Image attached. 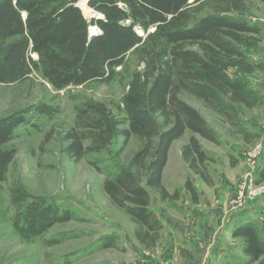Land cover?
<instances>
[{
    "label": "trees",
    "instance_id": "1",
    "mask_svg": "<svg viewBox=\"0 0 264 264\" xmlns=\"http://www.w3.org/2000/svg\"><path fill=\"white\" fill-rule=\"evenodd\" d=\"M77 1L0 0V84L20 82L33 71L54 88L108 82L116 76L115 69L124 66L127 54L135 52L141 68L131 72L121 99L126 126H120L105 104L90 103L93 121L80 132L66 134L65 150L79 160L88 152L105 150L119 136L122 147L132 136L142 141L128 164L105 179L103 188L140 226L137 239L150 249L161 223L149 208V189L161 201L179 195L170 194L162 183L171 143L186 130L216 141L205 118L180 95L200 99L230 121L235 105L251 107V93L227 69L252 74L259 68L240 50L256 44L259 28L231 15L246 10L245 0H87V6L101 14L89 20ZM205 8L209 12L198 17ZM90 26L100 33L90 35ZM38 110L45 112L44 107ZM25 111L0 118V183L15 155V149L5 145L24 121ZM181 156L208 181L203 164L209 158L194 135L182 145ZM184 187L195 203L198 194L190 180ZM11 199L17 206L12 225L26 239L72 217L71 211L29 196L21 186L12 188ZM233 235L245 239L243 251L251 260L264 253V243L252 226L240 225ZM99 241L112 245L107 237Z\"/></svg>",
    "mask_w": 264,
    "mask_h": 264
},
{
    "label": "rangeland",
    "instance_id": "2",
    "mask_svg": "<svg viewBox=\"0 0 264 264\" xmlns=\"http://www.w3.org/2000/svg\"><path fill=\"white\" fill-rule=\"evenodd\" d=\"M245 3L243 13L231 15L259 28L256 44L240 47L245 58L259 64V68L252 74L229 68L227 74L245 84L251 93V107L235 105L230 121L200 99L182 93L180 97L196 108L214 130L216 141L186 130L171 143L163 169L165 183L169 185L167 191L170 194L178 191V197L161 201L157 193L149 189V208L155 215L158 205L182 222L187 221L180 219L185 217V210L190 217L188 221L197 219L201 210L209 212L208 218L218 225L212 232L216 241L211 246L217 242L226 252L221 254L218 264H264V253L258 260H251L243 251L245 239L233 235L238 226L250 225L264 243V176H261L264 165V3L259 0H245ZM206 12L209 11L205 8L197 16ZM94 14L91 10L86 19ZM140 68L135 52L130 51L124 66L117 67L116 76L108 82L54 88L39 72L33 71L20 82L0 84V118L26 110L24 121L5 145L14 148L15 155L5 180L0 183V264H143L144 252L168 262L165 258L169 248L163 240L169 234L177 235L171 227L177 221L159 219L158 237L147 249L136 236L140 226L112 203L103 188L105 179L113 177L118 166L128 164L130 157L141 148L142 141L132 136L122 147L123 139L119 136L105 150L88 152L79 160L70 157L65 150L66 134L72 130L80 132L85 124L93 121L95 115L89 110L90 103L105 104L120 120V126H126L121 99L131 72ZM39 107H44L45 112L39 111ZM191 135L198 139L209 158L203 164L208 181L191 170L181 156V147ZM87 142L85 140V144ZM253 169L252 191L257 190V193L248 199L244 212L249 210V214L241 217L242 210L233 209V196L245 173ZM187 179L199 188L195 203L189 193V202L184 199ZM15 186H21L29 196L40 197L60 210L71 211L72 217L54 223L35 237H21L12 225L17 210L11 199ZM215 209L218 210L215 212ZM103 237L109 238L112 245L103 246L99 241Z\"/></svg>",
    "mask_w": 264,
    "mask_h": 264
},
{
    "label": "crops",
    "instance_id": "3",
    "mask_svg": "<svg viewBox=\"0 0 264 264\" xmlns=\"http://www.w3.org/2000/svg\"><path fill=\"white\" fill-rule=\"evenodd\" d=\"M162 183L166 188L169 187L164 180V171L162 173ZM193 184V183H192ZM196 191L198 192L199 188L193 185ZM189 195L186 189L184 190V199L186 202H189ZM199 197V195H198ZM156 216L161 221L165 219L174 218L170 215L165 209H163L160 205L157 207ZM218 209H215V212ZM199 211V210H198ZM208 211L204 210L198 213L197 219H191L188 221L189 215L188 211H184V218L187 221H179L176 218L177 222L172 223L171 227L177 233V235H167L168 237L163 240V244H168V257H166V261L170 262V264H216L221 257L223 250L225 249L223 246L216 244L212 245V242L216 241V237L212 232H215L218 225L215 221L208 218ZM241 217L247 216L249 214V210L246 212L240 213ZM164 222V221H163ZM165 225V224H164ZM219 229V228H218ZM220 234L221 232L218 231ZM227 237V235H226ZM178 263H175L177 261ZM143 264H153L152 261L144 259ZM218 264V263H217Z\"/></svg>",
    "mask_w": 264,
    "mask_h": 264
},
{
    "label": "built area",
    "instance_id": "4",
    "mask_svg": "<svg viewBox=\"0 0 264 264\" xmlns=\"http://www.w3.org/2000/svg\"><path fill=\"white\" fill-rule=\"evenodd\" d=\"M95 14L93 16L101 18V14L92 10ZM100 33V29L98 27H89V34H96ZM253 171H247L245 175L242 178V181L239 182V185L237 187V190L235 191V194L233 196V204L237 210H242L241 212L245 211L247 208V203L249 202L248 199L253 198L256 193L255 191H252V182H253ZM262 190L263 188L260 187ZM146 254V259L152 261L153 264H170L169 262H163L161 259H156L154 256H152L149 252H144ZM156 259V260H155Z\"/></svg>",
    "mask_w": 264,
    "mask_h": 264
},
{
    "label": "bare ground",
    "instance_id": "5",
    "mask_svg": "<svg viewBox=\"0 0 264 264\" xmlns=\"http://www.w3.org/2000/svg\"><path fill=\"white\" fill-rule=\"evenodd\" d=\"M77 2L81 8V11H82V14L84 15V17L90 16L91 9L87 6L86 0H78Z\"/></svg>",
    "mask_w": 264,
    "mask_h": 264
},
{
    "label": "water",
    "instance_id": "6",
    "mask_svg": "<svg viewBox=\"0 0 264 264\" xmlns=\"http://www.w3.org/2000/svg\"><path fill=\"white\" fill-rule=\"evenodd\" d=\"M86 2H87V0H86ZM77 7H79L80 8V6L78 5V2H76V4H75ZM81 9V8H80ZM93 17H95V16H93ZM97 18V17H96ZM152 31V30H151ZM140 34H142V32L140 31L139 32Z\"/></svg>",
    "mask_w": 264,
    "mask_h": 264
}]
</instances>
